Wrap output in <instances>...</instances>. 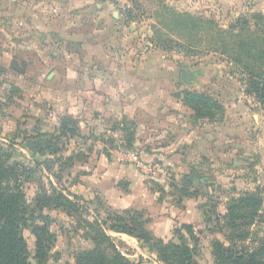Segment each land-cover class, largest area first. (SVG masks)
I'll list each match as a JSON object with an SVG mask.
<instances>
[{"label":"rangeland","instance_id":"374dc122","mask_svg":"<svg viewBox=\"0 0 264 264\" xmlns=\"http://www.w3.org/2000/svg\"><path fill=\"white\" fill-rule=\"evenodd\" d=\"M130 6L135 22L131 25L132 30L128 27L122 30L129 39L124 45L116 40L109 52L124 51L145 57L153 54L157 58V68L164 56L166 62L163 64L177 72L175 84L179 92L173 93V97L182 105L184 92L198 93L220 103L222 109L214 108L209 119L222 127L217 136L216 152L202 156L199 161L190 163L183 173H177L154 155L156 141L147 136L152 118L145 120L148 126V132L142 135L145 139L141 135L134 136L131 125L115 128L111 122L97 126L91 108L78 106L80 93L75 91V85L65 86L61 82L66 63L64 52L76 55L73 69L81 71L90 67V63L85 64L80 59L83 53L78 46L73 42L67 44L64 36L71 29L64 30L62 35L55 28L40 33L32 29L27 14H18L11 25L9 13L0 12V159L8 158L9 164H21L32 171L30 176L21 174V187L29 207L27 218L37 204L42 206L41 213L50 218L49 231L55 238L46 264H75L76 252L92 249L95 237L101 232L110 237L112 245L124 258L138 264H162L155 250L132 237L134 240L121 241L115 235L121 233L110 229L116 215L126 220L140 215L139 222L143 223L150 213L145 207L138 210L135 207L113 208L108 205L102 190L93 188L96 184L91 185L92 181L86 176L94 172L97 177L96 168H102L106 160L117 165L129 163L153 178L146 180L154 196L153 202L157 205L164 201L160 211L164 214L170 211L176 218L169 236L162 239L165 244L177 243L181 233L189 249L193 250L196 263L215 264L213 242L229 244L223 223L219 225L215 219L223 218L232 199L244 193H257L263 199L261 216L264 219V139L257 141L256 138V133L260 136L264 129L256 130L250 119L238 133L236 125L241 123L243 103L247 108L257 105L261 110V107L253 96L249 101L243 99L242 105L239 102L236 108L231 105L238 100L240 86L245 89L241 70L229 62L227 56H222L221 50L214 48L218 44L217 28L227 31L242 15L254 13L250 8L253 2L131 0ZM225 41L230 42V35H226ZM50 73L53 74L51 77ZM218 88H224V92ZM67 89L70 91L63 92ZM196 106L203 110L207 108L202 103ZM185 108L183 116L192 124L197 123L194 113ZM232 108L235 113H230ZM66 116L76 120V125H71L74 133L60 135V122ZM104 120L107 122L106 118ZM131 154L136 155L142 166ZM193 172L196 177L191 179ZM83 182L86 185L77 188ZM116 187L123 193L129 192V183L124 179ZM57 193L67 195L74 207L57 208L51 201L43 206L46 198ZM183 204L187 205L183 207ZM126 211L129 212L126 214ZM29 222L24 225L22 236L28 246L30 261L35 263V240ZM188 225L193 229L195 241L186 234L185 226ZM263 237L264 224H255L250 228L249 238L236 245L253 248Z\"/></svg>","mask_w":264,"mask_h":264},{"label":"crops","instance_id":"0c3cea01","mask_svg":"<svg viewBox=\"0 0 264 264\" xmlns=\"http://www.w3.org/2000/svg\"><path fill=\"white\" fill-rule=\"evenodd\" d=\"M250 2H253V7H250L252 11L264 16V0ZM0 12L9 13L11 25L15 23L18 14H27L32 29L40 33H47L48 29L55 28L62 35L61 32L71 29L64 36L67 44L73 42L78 46L83 53L80 59L85 64L90 63V67H84L81 71L73 69L72 65L77 61L76 55L64 52L66 63L61 82L65 86L70 83L75 85V91L80 93L78 106L81 109L91 108L97 126L111 122L116 125L115 128L131 125L135 131L134 136L138 137L146 135L148 126L145 120L147 117L152 118L151 130L147 136L150 135L156 141L154 155L177 173H183L190 163L199 161L202 156L208 157L216 152L217 136L222 127L205 119L192 124L183 116L182 112L186 108L179 99L173 97V93L179 92L178 85L175 84L177 72L175 68L163 64L166 62L164 56H161L160 68H157V58L153 54L147 55V58L124 51L116 54L109 52L116 40L121 45L125 44L129 38L122 30L127 27L132 30L131 25L134 23L125 24L122 13L116 6L97 0H0ZM52 75L50 73L49 77ZM67 91L70 90L63 92ZM218 91L222 93L224 88H218ZM238 94L235 105L231 104L233 107L236 104L239 106V102L242 105L243 99L248 98L249 101L252 98L246 95L241 86ZM230 113H235L233 108ZM240 117L241 123L236 124L239 128L237 133L242 131V127H246L249 119L256 130L264 129V116L257 105L247 108L246 103H243ZM212 130L213 133H210ZM144 137L142 136L143 139ZM256 138L257 141L264 139V133L260 136L256 133ZM119 153L122 155L124 152ZM96 171L99 173L97 177L94 172L86 177L92 181L91 185L96 184L93 188L102 190L109 206L116 209L135 207L136 210L145 207L150 213L147 228L152 235L161 239L169 236L176 219L175 214L172 216L170 211L167 214L160 211L164 201L157 205L153 202L154 196L146 184V180H153L152 177H147L129 163L117 165L114 162L108 163L107 160ZM123 179L129 183L127 193L116 187ZM83 185L86 184L83 182L77 188H82ZM183 205L185 207L187 204ZM115 235L124 242L128 238L134 240L124 234Z\"/></svg>","mask_w":264,"mask_h":264},{"label":"trees","instance_id":"16d2710c","mask_svg":"<svg viewBox=\"0 0 264 264\" xmlns=\"http://www.w3.org/2000/svg\"><path fill=\"white\" fill-rule=\"evenodd\" d=\"M121 13L125 24L135 22L131 8ZM216 35L218 44L214 48L221 50L222 56H227L229 62L240 68L245 93L258 101L264 116V17L257 12L242 15L236 24L228 27L227 31L217 28ZM226 35H230L229 43L225 41ZM182 101L197 120L207 118L209 121L214 108L222 109L219 102L217 104L210 97L194 92H184ZM199 103L206 105L207 108L203 110L196 106ZM75 121L71 116L61 120L60 135L73 134L71 125H76ZM41 149L40 147V151ZM31 173L26 166L9 164L8 158L0 159V264H46L48 251L54 242L55 237L49 231L50 218L41 213L42 206L37 204L27 218L29 207L26 205L20 179L21 174L30 176ZM189 183L187 181V184ZM73 198L78 199L76 196ZM50 201L55 203L57 208H73L75 205L70 202L67 195L60 193L46 198L43 206ZM262 206L263 199L257 193H244L231 200L222 219L219 216L215 219L219 225L220 222L223 223L222 229L225 230L229 241L226 246L219 241L213 242L212 254L215 264H264V237L259 239L253 248L236 245L238 241L244 242L249 238L253 225L264 224L261 216ZM36 210H39L37 214ZM128 212L126 211V214ZM28 220L35 240L33 257L35 263L30 261L28 246L22 236V229ZM140 220V215L127 220L116 215L115 224L110 229L137 239L155 250L162 264H198L193 259V250L189 249L187 240L181 233L178 234L177 243L165 244L162 239L154 237L147 228L149 219L145 221L146 223L143 222L144 224L139 222ZM185 228L189 239L195 241L192 227L188 225ZM94 244L92 249L85 248L76 252L75 264H138L124 258L112 245L110 237L102 232L95 237Z\"/></svg>","mask_w":264,"mask_h":264},{"label":"built area","instance_id":"2783aa9c","mask_svg":"<svg viewBox=\"0 0 264 264\" xmlns=\"http://www.w3.org/2000/svg\"><path fill=\"white\" fill-rule=\"evenodd\" d=\"M98 1L112 4L116 6L119 10H127V9H130L131 7L130 6L131 0H98ZM133 158H134V161L138 163V161L136 160V157L134 156ZM138 164L139 166H142L140 162Z\"/></svg>","mask_w":264,"mask_h":264},{"label":"water","instance_id":"95a60500","mask_svg":"<svg viewBox=\"0 0 264 264\" xmlns=\"http://www.w3.org/2000/svg\"><path fill=\"white\" fill-rule=\"evenodd\" d=\"M194 177H196V173L195 172L192 173L190 178L193 179Z\"/></svg>","mask_w":264,"mask_h":264}]
</instances>
